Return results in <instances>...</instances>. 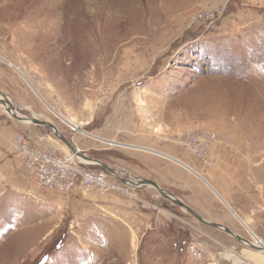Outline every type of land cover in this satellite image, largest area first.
I'll return each mask as SVG.
<instances>
[{"label": "rangeland", "instance_id": "rangeland-1", "mask_svg": "<svg viewBox=\"0 0 264 264\" xmlns=\"http://www.w3.org/2000/svg\"><path fill=\"white\" fill-rule=\"evenodd\" d=\"M1 92L76 143L88 138L67 119L117 141L137 128L216 130L237 159L205 165L223 190L196 194L202 216L252 242L242 219L264 240V0H0ZM17 120L0 105V264H264L157 190L140 229L90 203L94 191L53 201L14 153ZM31 125L35 145L70 151Z\"/></svg>", "mask_w": 264, "mask_h": 264}, {"label": "crops", "instance_id": "crops-1", "mask_svg": "<svg viewBox=\"0 0 264 264\" xmlns=\"http://www.w3.org/2000/svg\"><path fill=\"white\" fill-rule=\"evenodd\" d=\"M17 121L22 123L16 125L21 130L18 132L24 131L25 133H23L29 138L37 136L36 130L39 128L32 126L28 122ZM182 132L176 133V131L171 129H164L161 132L157 129L141 128L138 130L137 128L135 131L126 130L124 133L118 134V141L114 139L116 137L111 138L110 140L118 142V145L113 147H110V143L107 142L109 139L104 140L106 138L87 134L86 138L88 139L80 143H74L90 157L97 158L118 171L155 181L162 188L168 190L203 215L204 213L201 210L202 201L196 194L198 193L197 195H199V191L207 188V185L216 192H220L223 189L218 188V181L215 178L212 180L208 176L206 177V174L215 176L216 173L208 169L180 142L183 135ZM104 143L107 146H103L102 144ZM209 153L212 164L218 163L224 167L230 166L237 159L234 148L228 143L212 144ZM43 189L48 191L43 193L44 195L52 196L53 198L56 196L53 201L63 206L74 202V198H69L70 193L68 192L59 191L60 193H56L52 191L56 189ZM154 190L156 188L151 185H141L137 187L138 198H132L120 192L107 193L103 196H99L96 192L90 193V200H92L90 203H96L99 199L102 200L104 208L123 218L122 220L128 222L133 229L135 226L136 229H140L142 224L150 223L149 221L154 214L148 210L146 211L145 205H151V202H153L154 205L152 204V206L157 208L156 206L161 204V202L152 198L156 195ZM76 195L78 199H75V201H82L79 199L78 193ZM165 200L168 199L165 198ZM225 200L227 205L234 209V206L226 197ZM234 211L237 212L236 210ZM139 214L142 215L140 220ZM239 219L241 218L239 217ZM241 221L244 222V226L249 227L244 220L241 219ZM218 222L225 223L222 220Z\"/></svg>", "mask_w": 264, "mask_h": 264}, {"label": "built area", "instance_id": "built-area-1", "mask_svg": "<svg viewBox=\"0 0 264 264\" xmlns=\"http://www.w3.org/2000/svg\"><path fill=\"white\" fill-rule=\"evenodd\" d=\"M200 16L204 17L203 14ZM66 125L67 132H77V128L72 123L67 122ZM112 141L117 143L115 140ZM180 142L204 165L212 163L210 146L214 143H226L216 130L209 128L187 131L182 135ZM12 148L17 157L22 160L27 176L34 179L40 187L61 192H69L77 188L101 194L120 192L129 197L138 198L137 187L120 181L95 161L86 159L71 150L59 154L40 148L24 133H18L15 136ZM78 149L82 151L79 147Z\"/></svg>", "mask_w": 264, "mask_h": 264}, {"label": "water", "instance_id": "water-1", "mask_svg": "<svg viewBox=\"0 0 264 264\" xmlns=\"http://www.w3.org/2000/svg\"><path fill=\"white\" fill-rule=\"evenodd\" d=\"M0 95H1L0 105L5 106L8 113L12 114L13 117H15L16 119H18L20 121H24V122H28V123H34V124L43 125V126L48 127L53 132V134L56 137H58L60 140H62L72 152H76L78 155H80L86 159H91V160L95 161L97 164H99L100 166L105 168L107 171L114 174L120 181H122L126 184H129L133 187H139L141 185H146V184L151 185V186L155 187L156 190L164 198H166V199L172 201L173 203L179 205L180 207L186 209L189 213H191L193 216H195L202 223L209 225V226H212V227H215V228L223 229L224 231L234 235L239 241L248 242L252 245V247L258 248L250 240L244 239L240 234H238L236 231H234L231 227H229L223 223L213 222V221L207 220L201 214H199L194 208H192L190 205H188L187 203H185L181 199L177 198L175 195H173L168 190L162 188L155 181L150 180V179L138 178V177L132 176L131 174H127L126 172L118 171L114 167L102 162L101 160H99L97 158L90 157L89 155H87L83 151L79 150L78 147L75 145V143L72 140H70L66 136V134H64L56 126L55 123H53L50 120H43V119H39V118L34 117V116H26V115H22V114L18 113V111L14 107L12 101L10 100V98L5 93H2V92L0 93Z\"/></svg>", "mask_w": 264, "mask_h": 264}, {"label": "bare ground", "instance_id": "bare-ground-1", "mask_svg": "<svg viewBox=\"0 0 264 264\" xmlns=\"http://www.w3.org/2000/svg\"><path fill=\"white\" fill-rule=\"evenodd\" d=\"M87 19V18H86ZM89 20V19H88ZM3 106V105H2ZM3 107H5V106H3ZM6 108V107H5ZM54 112L56 111V110H54V109H52ZM56 114H58V113H56ZM60 114H58V116H59ZM67 122H69V123H72L73 124V126H75L77 129H76V131L78 132V130L80 131L81 130V132H82V134H88L85 130H84V128L83 127H81L78 123H75L73 120H68L67 119ZM79 127H81V128H83V129H81V128H79ZM107 142H112V144H114V145H116L117 143H113V141H107ZM111 144V143H110ZM242 223H244L243 221H242ZM246 226V225H245ZM247 227V226H246ZM247 230L250 232V234L252 235V237L254 238V240L252 241V243L254 244V245H256L258 248L257 249H259L258 250V252H264V240L263 239H261L260 237H258L257 235H255V234H252V231L250 230V227H247ZM244 244L245 245H247V246H250L251 248H252V245L250 244V243H248V242H244ZM259 256H256V258H258Z\"/></svg>", "mask_w": 264, "mask_h": 264}]
</instances>
